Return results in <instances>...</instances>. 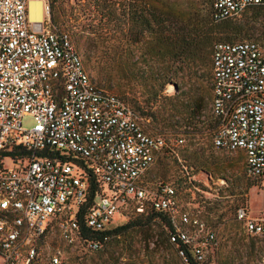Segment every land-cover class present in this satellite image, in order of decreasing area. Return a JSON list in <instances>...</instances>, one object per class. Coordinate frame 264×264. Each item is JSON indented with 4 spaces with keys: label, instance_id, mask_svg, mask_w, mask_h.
<instances>
[{
    "label": "built area",
    "instance_id": "obj_1",
    "mask_svg": "<svg viewBox=\"0 0 264 264\" xmlns=\"http://www.w3.org/2000/svg\"><path fill=\"white\" fill-rule=\"evenodd\" d=\"M31 1L0 0V151L21 146L28 152L0 167L1 264H62L58 253L39 256L53 226L69 244L102 249L98 241L81 240L76 219L89 172L101 191L84 214L88 228L103 231L129 207L137 213L151 207L167 213L170 243L192 245L197 264H215V233L180 207L173 185L144 180L163 151L184 140L170 144L146 133L137 112L91 80L69 34L52 26L50 4L57 0H40L36 22L29 17ZM257 6L264 0H212L211 18L227 20ZM211 93L214 149L242 151L247 177L264 188V48L247 40L216 43ZM26 116L34 121L30 129L22 125ZM45 149L72 154L84 167L39 157ZM235 217L248 236L264 238V210L252 216L240 206ZM177 256L186 260L178 245Z\"/></svg>",
    "mask_w": 264,
    "mask_h": 264
},
{
    "label": "rangeland",
    "instance_id": "obj_2",
    "mask_svg": "<svg viewBox=\"0 0 264 264\" xmlns=\"http://www.w3.org/2000/svg\"><path fill=\"white\" fill-rule=\"evenodd\" d=\"M112 1L115 2L113 17L107 16V9H102L101 2L93 0H57L50 4L49 16L56 20V29L69 34L85 71L98 87L116 94L134 110L138 111L134 105L136 103L146 112L148 87L145 79L151 70L161 72L167 59L149 53L147 46L152 42L153 35L147 30L137 42L126 35L129 34L130 23L127 19L124 21L123 12L131 4L145 17L149 16L148 10L154 8L158 14L168 11L176 20L189 22L197 13L210 11L212 0ZM228 20L237 24L242 29L241 35L245 36L243 40L234 42L254 41L264 48L262 16L246 9ZM89 55L92 58L86 64ZM123 63L129 65V77L126 79L118 77L115 69ZM107 64L112 67L110 73L102 69ZM196 70L191 76H186L185 72L175 74L172 79L177 87L167 84L159 93L152 110H168L166 98L188 91L203 99L201 105L204 111L198 122L187 127L182 122L172 125L164 121V117L158 122L140 116L141 126L146 133L163 136L170 144L176 138L184 140L173 147L172 155H161L144 180L153 186L161 181L178 184L180 207L215 233L218 245L214 252L216 264H264V238L248 236L235 217V210L240 206L247 207L252 216L263 211L264 188L247 177L242 151L214 149L212 138L216 121L210 111L211 82L198 77L203 72L202 68ZM118 89L123 93H118ZM33 124L30 116L22 120L25 129H30ZM128 220L116 215L113 227L121 226ZM161 229L158 223L134 229L111 238L100 251L91 252L78 241L72 244L66 242L53 226L38 245L39 256L43 260L48 254L58 253L62 264H185L174 247L162 242Z\"/></svg>",
    "mask_w": 264,
    "mask_h": 264
},
{
    "label": "trees",
    "instance_id": "obj_3",
    "mask_svg": "<svg viewBox=\"0 0 264 264\" xmlns=\"http://www.w3.org/2000/svg\"><path fill=\"white\" fill-rule=\"evenodd\" d=\"M93 1L101 2L102 9H107L108 17L114 16L115 2L112 0ZM250 9L257 16L263 17L262 26L264 27V6H257ZM148 11L149 16L145 17L142 11H139L135 6L131 4L128 5L127 11L125 10V12H123L124 21L127 19L130 23V29L128 31L129 34L126 35L130 36V38L132 36L131 39H135L134 42H137L141 35L147 30L150 35H153L152 42L150 44L148 43L147 46L149 53L160 56L163 59H167V64L159 73L151 70L145 79L148 87L146 102L148 106L147 111L143 112L140 106L136 103H134V105L139 112L133 108L132 109L137 112L139 116H147L153 120H157L158 122H160V119L164 117V121L172 123V125H177L182 122L189 127L195 122H198L200 116L202 115L204 108L201 105V101L203 99L199 96L193 95V93L189 94L188 91L181 92L179 96L166 98L169 103L168 110H152V106L158 99L159 93H161L164 87L169 83L174 84V86L177 87V84L172 79L175 74L185 72L186 76H191L196 73V68L203 69L202 74H199L198 77H201L207 82L210 80L211 82V55L214 45L218 42L231 43L235 40H243L245 36L241 35L242 29L228 19L219 22L213 21L210 11L197 13L189 22L176 20L168 11H164L161 14H158L154 8H151ZM50 21L52 26L56 29L54 26L56 20L50 18ZM154 24L156 29L154 28ZM56 30L60 31L58 29ZM233 33L238 34L236 36H231ZM88 48L89 47H87V50ZM90 57V55L87 56L86 64L89 63ZM98 67L99 66H97V69ZM102 69H105L110 73L112 67L110 64H107L104 65ZM115 69L119 73L118 77L121 76L122 79L129 77L127 76L129 75L128 64L123 63L117 65ZM100 89L108 91L103 88ZM117 92L121 94L123 93L119 89ZM175 117L178 118L175 120ZM173 153V147L169 146V148H166L161 155L168 156ZM27 155L28 152L22 149L21 146L14 147L10 150H2L0 151V167H2L3 161L8 158L11 160H15L16 158L23 159L27 157ZM38 156L58 158L67 162H74L77 165L84 167L83 161L74 157L72 154L63 155L58 151L45 149L40 152ZM87 180L89 182V193L83 207L76 217L81 240L98 241L102 244L103 248L111 238L119 237L134 229H143L153 225L154 223H158L160 227H162L160 232L162 242L167 244L169 247H174L176 254L177 245L178 247L184 249L186 260H183V262L185 264H197L192 253V245H176L169 242V233L172 232L173 228L169 223L167 213L164 211H156L151 207H146L143 212L137 213L134 208L129 207L126 212L119 215L120 217L129 219L125 224L113 227L112 222L103 231H93L88 228L86 226L84 214L92 204L95 193H99L101 191V185L96 181V178L90 172L87 173ZM189 182L191 183V180H189ZM173 186L178 196V184L175 183ZM214 254L215 253H212L211 257L216 264Z\"/></svg>",
    "mask_w": 264,
    "mask_h": 264
},
{
    "label": "bare ground",
    "instance_id": "obj_4",
    "mask_svg": "<svg viewBox=\"0 0 264 264\" xmlns=\"http://www.w3.org/2000/svg\"><path fill=\"white\" fill-rule=\"evenodd\" d=\"M29 17L31 21L42 20V2L40 0H32L29 4Z\"/></svg>",
    "mask_w": 264,
    "mask_h": 264
}]
</instances>
